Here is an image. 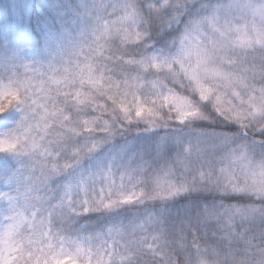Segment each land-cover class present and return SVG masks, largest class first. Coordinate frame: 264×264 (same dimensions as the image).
Instances as JSON below:
<instances>
[{
	"label": "snow or ice",
	"instance_id": "obj_1",
	"mask_svg": "<svg viewBox=\"0 0 264 264\" xmlns=\"http://www.w3.org/2000/svg\"><path fill=\"white\" fill-rule=\"evenodd\" d=\"M0 122V264H264V0H55Z\"/></svg>",
	"mask_w": 264,
	"mask_h": 264
},
{
	"label": "trees",
	"instance_id": "obj_2",
	"mask_svg": "<svg viewBox=\"0 0 264 264\" xmlns=\"http://www.w3.org/2000/svg\"><path fill=\"white\" fill-rule=\"evenodd\" d=\"M53 2L55 0H0V43L10 41L29 52L39 53ZM7 126L10 124L0 122V129ZM137 143L147 148L151 138L137 137Z\"/></svg>",
	"mask_w": 264,
	"mask_h": 264
}]
</instances>
